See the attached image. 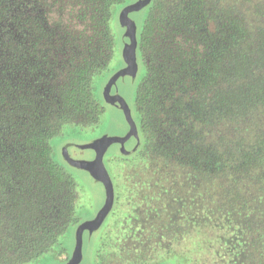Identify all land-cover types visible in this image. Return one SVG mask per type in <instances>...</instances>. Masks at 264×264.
I'll use <instances>...</instances> for the list:
<instances>
[{
	"label": "trees",
	"instance_id": "trees-1",
	"mask_svg": "<svg viewBox=\"0 0 264 264\" xmlns=\"http://www.w3.org/2000/svg\"><path fill=\"white\" fill-rule=\"evenodd\" d=\"M123 1L0 0V264L42 256L76 220L77 184L51 140L99 122L91 81L113 59ZM149 4L131 52L145 65L133 196L168 216L145 225L147 245L166 239V264H187L196 257L173 244L208 229L220 242L202 264H264V3ZM144 249H100L97 262L144 264Z\"/></svg>",
	"mask_w": 264,
	"mask_h": 264
},
{
	"label": "rangeland",
	"instance_id": "rangeland-1",
	"mask_svg": "<svg viewBox=\"0 0 264 264\" xmlns=\"http://www.w3.org/2000/svg\"><path fill=\"white\" fill-rule=\"evenodd\" d=\"M139 1L141 0H124L115 8L114 18L111 22L115 36L114 56L108 68L96 74L91 81L93 95L104 107L99 122L91 126L66 124L62 127L60 134L51 140L55 162L70 173L77 184L76 220L70 224L67 231L51 250L26 264H66L75 249L76 232L79 224L94 219L105 203L106 190L103 182L96 179L86 168L75 165L72 161L93 160L96 153L89 146L91 143L108 137H122L129 130V122L120 101H108L104 91L112 76L127 65L123 52L125 46L130 42V37L127 25L120 19V13L124 7ZM252 2L264 3V0H252ZM149 12L150 4H147L141 8L133 9L129 13L130 18L135 23L138 38H140ZM133 55L138 63L137 71L120 75L113 83L110 93L119 94L126 100L138 125V130L128 140L112 143L104 155V164L114 185V204L98 229H86L84 231L82 257L78 264H100L97 262L100 249L108 254L120 250L124 251L130 247L145 248L141 255L144 257L140 259L144 264H166L165 259L169 257L162 246L168 244L166 239L161 245L154 244L149 248L147 245L148 238L141 240L142 238L137 235L151 221L152 215L146 214L143 210L144 206L139 207V202L137 203L133 196V190H135L133 183L141 180L139 176L134 174V170L139 169L135 168L138 166L137 153L143 149L145 144L144 134L139 127V115L136 108L137 91L145 76V65L140 53ZM142 174L143 172L139 173V175ZM138 184L135 186L138 187ZM167 213L168 211L165 214L162 213L157 222L162 224L163 219L168 216ZM135 217H137L136 220ZM218 236L219 232L197 229L184 239L175 242L171 250L176 254L188 251L190 257H196L191 262L188 261L187 264L209 263L212 256L207 252L204 256H199L200 252L204 251H200V249L213 250L220 242ZM171 259V263L179 264L178 258L175 256Z\"/></svg>",
	"mask_w": 264,
	"mask_h": 264
},
{
	"label": "water",
	"instance_id": "water-1",
	"mask_svg": "<svg viewBox=\"0 0 264 264\" xmlns=\"http://www.w3.org/2000/svg\"><path fill=\"white\" fill-rule=\"evenodd\" d=\"M152 0H141L139 2L133 3L124 7L120 13V19L123 23H125L128 27V33L130 37V42L124 48V57L126 59L127 65L117 71L112 78L109 80L105 87V97L108 101L119 100L125 116L129 122V131L126 135L122 137H108L101 139L97 142L91 143L89 146L95 150V157L93 160L90 161H72L73 164L82 166L86 168L96 179L103 182L106 190V200L101 208V210L97 213L94 219L90 221H85L79 224L76 232V245L73 251V254L70 260L66 264H78L82 257V245H83V234L86 229L95 230L98 229L102 223L104 222L105 218L111 211L113 204H114V185L112 179L109 175V172L104 164V155L108 150L109 146L117 141L123 142L128 140L132 135L137 133L138 127L137 124L132 116L131 109L127 104L126 100L119 94H111L110 90L113 83L116 79L126 73H135L138 68V63L131 53L135 50L138 44L137 34H136V26L134 21L130 18L129 13L133 9L141 8L147 4H149Z\"/></svg>",
	"mask_w": 264,
	"mask_h": 264
},
{
	"label": "flooded vegetation",
	"instance_id": "flooded-vegetation-1",
	"mask_svg": "<svg viewBox=\"0 0 264 264\" xmlns=\"http://www.w3.org/2000/svg\"><path fill=\"white\" fill-rule=\"evenodd\" d=\"M136 122V121H135ZM137 124V123H136ZM137 127H138V125H137ZM129 128H130V126H129ZM129 131V130H128ZM109 175H110V173H109ZM110 177H111V175H110ZM112 179V178H111ZM113 182V181H112ZM149 212V211H148ZM150 214L152 215V218H151V221H149V222H157V219L158 218H156V217H161L160 215H161V213H156V212H152V211H150ZM135 220L137 219V217H135L134 218ZM147 220V219H146ZM143 229H145V230H143ZM143 229H142V231H139L138 232V236L139 237H141V238H144V239H146V238H150V237H152V231H151V228L150 227H147V226H144L143 227ZM135 232H136V230H135Z\"/></svg>",
	"mask_w": 264,
	"mask_h": 264
}]
</instances>
